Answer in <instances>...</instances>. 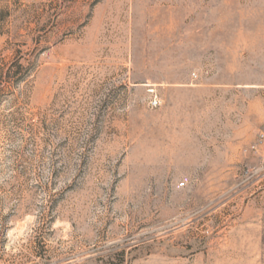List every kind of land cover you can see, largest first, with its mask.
<instances>
[{"label":"rangeland","instance_id":"374dc122","mask_svg":"<svg viewBox=\"0 0 264 264\" xmlns=\"http://www.w3.org/2000/svg\"><path fill=\"white\" fill-rule=\"evenodd\" d=\"M0 264H264V0H0Z\"/></svg>","mask_w":264,"mask_h":264},{"label":"built area","instance_id":"2783aa9c","mask_svg":"<svg viewBox=\"0 0 264 264\" xmlns=\"http://www.w3.org/2000/svg\"><path fill=\"white\" fill-rule=\"evenodd\" d=\"M151 104H152V106H157V105L159 104V101H158L157 99H153V100L151 101ZM185 182H186L185 180H184V181H181L180 185H181V186L184 185Z\"/></svg>","mask_w":264,"mask_h":264}]
</instances>
